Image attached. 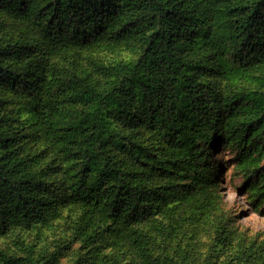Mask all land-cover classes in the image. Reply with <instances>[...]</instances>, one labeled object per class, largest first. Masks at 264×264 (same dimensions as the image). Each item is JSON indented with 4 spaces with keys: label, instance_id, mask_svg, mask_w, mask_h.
Segmentation results:
<instances>
[{
    "label": "trees",
    "instance_id": "trees-1",
    "mask_svg": "<svg viewBox=\"0 0 264 264\" xmlns=\"http://www.w3.org/2000/svg\"><path fill=\"white\" fill-rule=\"evenodd\" d=\"M0 9L16 19L32 21L43 32L46 44L62 49L98 45L138 50L133 65L119 68L116 92L100 96V114H85L75 122H68L63 120L64 110L59 105L40 102L34 105V122L36 128L48 126L50 131L59 130L65 123L66 129L58 134L72 144L66 152L75 161L73 168H77L72 197L95 202L94 212H101L100 218L114 222L125 215L128 222L119 228L121 233L117 236L121 240L117 244V260L113 262L132 264L139 259L142 264H163L151 259L144 231L129 230L128 223L145 221L150 208L166 194H159L160 190L150 184L152 172L146 170L140 179L136 169L141 163L132 164L131 154L143 151L134 142L123 145L118 139L120 131L106 122L101 111L115 107L121 115L120 100L138 86L144 110L138 121L151 123L161 136L176 143L183 133L196 129L192 135L196 145L192 161L197 176L194 192L200 201L215 206L219 197L210 187L214 172L212 152L218 149L224 136L261 128L264 116L254 118V114L260 107L264 109V98L255 92L242 95L247 105L237 112L230 108L225 120L224 112L240 96L224 101L216 83L184 78L194 121L189 129V124L184 126L186 116L175 88L182 75L181 54L188 49L215 54L224 51L229 53L237 74L253 68L264 70V0H0ZM48 62L47 50L38 41L10 40L0 48V90L19 87L34 90L46 79ZM3 121L1 118L0 144L17 140L19 133L12 125L5 130ZM202 122L207 126L200 128ZM134 124L130 115L125 118L124 126ZM88 132L91 136L87 138ZM128 166L131 168L127 170ZM111 182L115 183V190L103 194L102 189ZM48 183L45 176L24 175L20 163L0 161V235L6 233L12 218L20 217L30 224L42 219L47 205L44 191L50 193ZM218 236L222 240L231 239L227 223L223 222ZM88 238L92 239V235ZM5 264H15V260ZM236 264H264V250L243 241Z\"/></svg>",
    "mask_w": 264,
    "mask_h": 264
},
{
    "label": "rangeland",
    "instance_id": "rangeland-1",
    "mask_svg": "<svg viewBox=\"0 0 264 264\" xmlns=\"http://www.w3.org/2000/svg\"><path fill=\"white\" fill-rule=\"evenodd\" d=\"M18 39L38 41L47 50V77L31 91L22 87L0 90V119L4 120V129L12 125L20 135L17 140L0 144V161L20 163L24 175L45 176L50 193L44 191L47 205L41 220L31 224L20 217L10 220L6 233L0 235V264L11 259L15 264H125L113 262L117 260V244L121 240L117 236L121 233L119 228L128 222L125 215L114 222L100 218L101 212H94L95 202L72 197L77 168H73L75 161L66 153L72 144L58 134L66 129L65 123L59 130L50 131L48 126L36 128L34 105L40 102L59 105L64 110L63 120L68 122H75L85 114H100V96L116 92L119 68L133 65L138 50L98 45L62 49L46 44L43 32L32 21L16 19L0 9V48ZM228 55L224 51L215 54L190 49L181 54L182 75L175 88L186 116L184 126L189 124V129L194 121L184 78L216 83L224 101L240 96L224 112L225 120L230 108L237 112L247 105L242 95L255 92L264 98V70L253 68L237 74ZM139 89L135 87L134 92L120 100L121 115L115 107L104 109L101 115L120 131L118 139L123 145L134 142L143 151L131 154L132 164L141 163L136 169L140 179L146 170L152 172L150 184L160 190L159 194H166L150 208L145 221L128 223L129 230L144 231L151 259L163 264H236L243 241L264 250V124L255 132L222 138L210 158L214 167L210 187L219 198L215 206L206 205L194 192L197 176L192 161L196 145L192 135L196 129L183 133L176 143L161 136L151 123L138 121L144 112ZM129 115L135 124L124 126ZM262 116L264 109L260 107L254 118ZM199 125L207 126L203 122ZM86 136L90 137L91 132ZM115 187L114 182L109 183L102 189L103 194ZM151 201H146V205ZM223 222L231 228L230 240L218 236ZM132 264L142 263L138 259Z\"/></svg>",
    "mask_w": 264,
    "mask_h": 264
}]
</instances>
